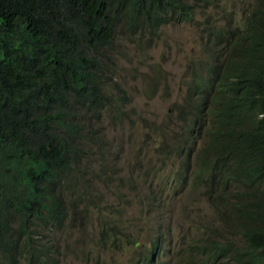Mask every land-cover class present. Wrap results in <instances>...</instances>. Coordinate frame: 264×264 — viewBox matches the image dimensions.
<instances>
[{
	"label": "trees",
	"instance_id": "obj_1",
	"mask_svg": "<svg viewBox=\"0 0 264 264\" xmlns=\"http://www.w3.org/2000/svg\"><path fill=\"white\" fill-rule=\"evenodd\" d=\"M240 1L239 23L205 18L211 24L199 30L203 48L177 106L184 129L171 136L177 153H188L179 172L162 171L172 153L164 152L141 165L137 188L116 175V153L95 127L104 111L112 121L128 114L114 53L135 35L205 17L211 0H0V264H58L67 255L98 264L121 239L135 247L119 224L126 200L109 184L157 212L162 191L189 176L196 150L191 180L213 224L200 240L181 238L171 264H264V0ZM150 129L154 148L166 151L165 135ZM163 241L157 236L140 264H168L157 262Z\"/></svg>",
	"mask_w": 264,
	"mask_h": 264
},
{
	"label": "rangeland",
	"instance_id": "obj_2",
	"mask_svg": "<svg viewBox=\"0 0 264 264\" xmlns=\"http://www.w3.org/2000/svg\"><path fill=\"white\" fill-rule=\"evenodd\" d=\"M205 10V17L194 13L191 20L173 22L161 26L157 36L142 34L135 35L133 40H124L114 53V64L117 82L121 83L126 92L127 103L123 105L124 113L120 120L112 121L104 111L95 127L108 140V150L116 153V175L125 181L131 178L129 184L140 188L142 169L147 159L158 160L160 154L172 152L165 158L162 171L179 172L180 164L185 159L186 151L177 153L176 147L171 146V136L184 129V124L177 116V106L184 102L187 95L185 82H189L194 74L193 62L199 57L203 48V37L200 29L223 17L231 25L239 23L245 13L246 2L240 0H211ZM158 76V79H157ZM115 80V77H113ZM154 88L152 93L150 89ZM151 124L157 125L165 135L166 151L154 148ZM198 150L189 154L190 165L188 177L179 180L171 188L162 191L163 206L157 212L145 213L146 206L138 205L134 194L109 184L111 189L122 194L126 201L117 208L124 225L123 233L137 242L135 247L127 246L121 239L117 248L103 249L97 256L98 264H140L143 255L161 236L162 251L157 257L158 263L171 264L174 252L181 250L183 241L200 240L203 238L201 228L213 224V212L205 201L203 187L197 186L191 178L197 173L194 168ZM184 156V157H183ZM92 166L97 171V156H94ZM103 161H108L105 157ZM98 172V171H97ZM160 177L151 181V186L157 190ZM93 188L101 190L104 199L111 194L98 181H93ZM137 188L134 190L137 191ZM199 191V192H198ZM129 195V196H125ZM159 226V228H158ZM58 264H86L73 256L59 257Z\"/></svg>",
	"mask_w": 264,
	"mask_h": 264
}]
</instances>
